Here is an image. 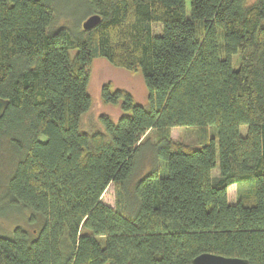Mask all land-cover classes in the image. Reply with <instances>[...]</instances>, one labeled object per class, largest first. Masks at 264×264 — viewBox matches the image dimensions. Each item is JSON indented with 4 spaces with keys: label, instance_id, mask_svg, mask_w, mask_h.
Masks as SVG:
<instances>
[{
    "label": "trees",
    "instance_id": "trees-1",
    "mask_svg": "<svg viewBox=\"0 0 264 264\" xmlns=\"http://www.w3.org/2000/svg\"><path fill=\"white\" fill-rule=\"evenodd\" d=\"M189 3L0 0V217L33 226L0 232V264H264V0ZM96 58L140 73L148 103L107 81L121 114L87 131Z\"/></svg>",
    "mask_w": 264,
    "mask_h": 264
},
{
    "label": "rangeland",
    "instance_id": "rangeland-1",
    "mask_svg": "<svg viewBox=\"0 0 264 264\" xmlns=\"http://www.w3.org/2000/svg\"><path fill=\"white\" fill-rule=\"evenodd\" d=\"M187 11H190L189 0H186ZM64 21V20H63ZM160 24V23H159ZM154 24L153 28L156 32L160 30V25ZM234 68L238 67V61L236 56L233 60ZM111 81L115 87L124 88L130 91L136 100L143 104L147 105V88L144 83V79L140 73H131L124 68L115 67L110 64L104 58H96L93 61L92 75L89 82V93L92 96V106L90 110L82 117L81 128L83 130H95L101 129L102 124L99 121L100 114L106 113L111 115L114 119H117L121 111L118 107L113 105H105L101 101V87L102 84ZM246 125L241 126V130L244 133ZM172 137L175 140L182 141L185 143H191L196 141L197 130L195 128L187 127H173L172 128ZM218 166L214 168V174H218ZM238 194V186L236 184L230 185L228 187V199L230 202H235ZM101 200L110 205H116V188L113 182H111L105 189ZM28 212H23V217L19 215H8L5 217H0V232L1 233H11L14 227L18 224L24 225L25 227L32 229L33 226L29 225L26 222V217Z\"/></svg>",
    "mask_w": 264,
    "mask_h": 264
},
{
    "label": "water",
    "instance_id": "water-1",
    "mask_svg": "<svg viewBox=\"0 0 264 264\" xmlns=\"http://www.w3.org/2000/svg\"><path fill=\"white\" fill-rule=\"evenodd\" d=\"M100 21L99 15H92L87 18L83 27L89 29L94 27ZM9 105V100L0 97V118L4 115L7 107ZM192 264H250L247 259L234 257V256H224L214 253H202L196 256Z\"/></svg>",
    "mask_w": 264,
    "mask_h": 264
}]
</instances>
